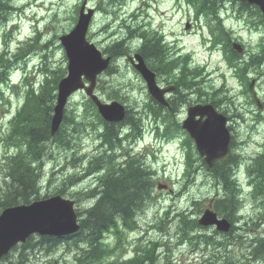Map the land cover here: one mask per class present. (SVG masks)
<instances>
[{
    "label": "rangeland",
    "instance_id": "374dc122",
    "mask_svg": "<svg viewBox=\"0 0 264 264\" xmlns=\"http://www.w3.org/2000/svg\"><path fill=\"white\" fill-rule=\"evenodd\" d=\"M19 1L23 0H13L11 4L14 6V4ZM50 1L51 0H48L46 3L50 5ZM66 1V4L63 3L62 5L61 14L52 21H49L45 38L43 34L41 39L36 41V44L41 42L45 45L47 59L51 61L50 65L53 69L66 67L65 53L60 46L58 37L71 29L74 8L77 9L75 4L81 0ZM140 4L141 0H131L128 1L126 8L124 4L122 8L118 7L117 9L123 13H128ZM91 5L93 7L102 8L106 3L103 0H91ZM227 6L231 10L232 5L228 4ZM108 9L112 10L110 7H108ZM107 24H112V28L108 34L114 35L113 42H116L115 40L117 38L118 41L123 39L121 37L126 36L127 31L120 28V19L117 21L116 16L107 15L101 11L95 18L92 31L99 32L101 28ZM29 33L30 31L25 29L23 31V36H30ZM241 34L243 36V41L250 46L246 54L247 60H250V57L259 51V40L261 36H264V27H260L256 33L253 32L252 34H248L246 31H243ZM23 36L20 37L21 40H23ZM107 39H109V37H107L105 33L102 35L100 33L93 41H96L102 48H106L112 44ZM43 45L39 44L40 49L44 48ZM181 45L183 46L182 53L194 49L200 50L197 39L185 36L184 34L182 35ZM11 48V52H16L18 50V43L12 44ZM195 60L203 63L205 54L200 51L195 57ZM36 62L41 64L38 60H36ZM206 62H208L209 65ZM219 62L220 60L217 56H210L209 58L207 57L205 64H207L208 70L213 72L212 77L216 78L217 85L221 83L217 75L221 73L227 74L229 87L232 89L231 95L234 96V106H229L231 108L229 114L233 115L236 109L238 113L244 117L243 120L240 119L233 122L234 136L236 140L240 142L251 134L250 126H253L252 122L256 119L255 113H257L258 110L256 106L248 100L247 96H245L246 99L239 94L242 86L239 85V82L233 77L231 72L226 69L224 63ZM115 66V74L103 76L100 86L105 88V92L99 89V93L107 98L108 92L115 90L112 87H121L122 94L126 96V104L130 107V110L134 112V107H142L146 99L145 84L124 59L118 60ZM219 67L220 71L216 73ZM250 71L253 73L251 76H254L257 80L256 90L259 96L264 99V76L261 75V71L264 72V67L261 71H257V68L252 66L250 67ZM23 74V72H15L13 81H21V76ZM19 95L20 92H14L13 90L11 92L6 91L5 99L0 103V130L2 129L1 122L3 117L8 116L7 113L13 116L16 109L22 104L23 98ZM85 99L84 94H78L73 98L69 106V110L74 109L79 114L78 122L81 123L80 126H77L79 133L73 136L76 140L72 141L68 151L60 148L56 144H47L45 151L46 156L39 165L41 174V196L62 190L64 192V197L76 201V206L79 211H83L91 206L90 201L85 200L84 196L85 194L87 195V191L98 185L99 180L97 173L89 177L85 175L87 173L86 169L89 160L100 151L98 137H96L94 128L90 126L91 121L95 120V117L90 109L89 115L85 116L83 109ZM139 112H142V110ZM259 115L264 118V111L259 112ZM6 126H3V128L7 133L9 129ZM72 128L73 127H70V131ZM258 130L259 135L257 138L262 139L260 142L263 143L264 125L260 126ZM1 136L2 134L0 132V138ZM79 137L81 139H79ZM152 142L153 140L150 137L143 139V141L139 142L138 145L134 147V153L141 156L145 152H151L153 149L149 144ZM178 142V139L171 140V143L167 144L164 149L159 152L160 154L155 152L156 157H154L153 154L148 157L147 164H153L154 170L156 171L155 188L152 192L153 199L138 213V228L126 235L123 245L121 244L119 248L122 254L121 256L114 255L115 258L121 260L132 258L135 254L134 248L136 246L140 251L144 252L148 246L157 242L158 247L155 250L156 259H154V257L152 259H146L144 260V264H262L257 261H252L250 263L246 262L250 242L264 231V224H259L260 216H262L261 207L258 206V208H256L255 205L251 203V200L244 203V208L241 213L244 220L237 224L238 228L231 238L225 239L222 235H215L213 230L196 231L189 227V229H191L190 237H193V235L212 236L218 242H228L230 244L228 248L216 249L209 247L210 249L206 251L205 246H196L193 243L196 240L193 241L186 237L185 231H188V228L183 227L181 216L189 213L190 218H197L201 211L203 212L209 207L215 189L213 185L209 184V181L203 177V174L200 175L198 180L191 182L190 178L184 177L176 172L177 159L179 162L183 159V150L177 146ZM74 144L78 146L79 150H74ZM125 146H127V144ZM3 154L4 146L0 143V179L2 178L1 157ZM77 158H79V161ZM164 164H166V166H164ZM181 170L182 168L180 171ZM241 181L243 184L246 183L245 176H241ZM159 182L173 187V192L157 189ZM170 184L173 185L171 186ZM254 222H257L258 225L254 226ZM114 240L113 236H110V238L108 236V243L113 244L112 241ZM32 242L35 243L36 241L33 240ZM81 247L84 248L85 245L81 244ZM67 250L66 246L63 245H60L52 252L42 247H35L34 249L19 247L14 251L13 256H10V261H15L18 257L23 256L28 259L27 264H72L76 251L68 252ZM222 255L224 257L223 261L220 260ZM168 257L171 262L168 261Z\"/></svg>",
    "mask_w": 264,
    "mask_h": 264
},
{
    "label": "trees",
    "instance_id": "16d2710c",
    "mask_svg": "<svg viewBox=\"0 0 264 264\" xmlns=\"http://www.w3.org/2000/svg\"><path fill=\"white\" fill-rule=\"evenodd\" d=\"M53 103L54 97L49 90H46L44 94L38 98L31 93L30 99L28 98L26 103L27 107H24L22 110L23 114L21 116L23 118L26 117L27 122L26 126L23 128L22 135H24L26 139L33 138L37 135L39 141L32 143L27 142L28 153L21 154L17 159H15L17 156L12 158L15 160L8 174L11 178L10 189L5 193L3 200L0 201L1 208L17 204L18 202L28 203L32 198L38 197L40 171L39 168L34 169L31 167L30 160L36 158L38 159L37 161L40 162V157H42L44 152L42 143L45 137L49 140L47 137L51 119L50 112ZM42 128L46 130L47 136L38 133ZM63 138L64 135L62 131L59 135V140L61 141ZM21 152L22 150L20 153ZM262 165H264V155L255 161L253 171H259ZM227 171L228 168L224 169L220 177L228 186L229 179L227 173L224 174ZM151 179L152 176L150 174L146 172L137 173L136 169H131L127 172L121 171V173L111 178L107 176L102 185L103 189L102 192H100V200L92 209L86 212L87 217L82 223L83 229L92 231L94 239L101 240L105 232L116 227L115 220L117 216L123 220L125 225L128 226V223L134 225V218L137 211L143 207L149 198ZM260 188L264 191V175H262V181L259 186L257 185L256 187V192L258 194L262 192ZM228 191L227 196L222 195L217 198L214 204L215 209L226 217L229 215L228 212L234 211L238 208L239 204L235 195L230 192V189ZM96 193H98V191ZM183 218L188 219L185 216H183ZM194 222L195 221H193V223ZM106 251L107 249L102 247L101 253H103V255ZM88 260L91 262L84 264H98L94 259L89 258Z\"/></svg>",
    "mask_w": 264,
    "mask_h": 264
},
{
    "label": "water",
    "instance_id": "95a60500",
    "mask_svg": "<svg viewBox=\"0 0 264 264\" xmlns=\"http://www.w3.org/2000/svg\"><path fill=\"white\" fill-rule=\"evenodd\" d=\"M87 25L88 19L82 20L75 33L63 38L71 60V76L63 82V87L69 85L74 72L75 75H77L84 68L90 70L96 68L94 61H87L90 59L98 60V55L93 47L88 46L85 42ZM83 49L87 50L89 55H86V53L82 51ZM62 89L64 88L61 87V90ZM72 89L74 88L69 90L71 91ZM62 99H64V92L62 93L61 100ZM60 117L61 109L57 108V116L54 120L56 126L54 130H57L59 126ZM198 140L202 148V154L206 155L210 165L227 153V144L222 145L223 148L219 150V148H216V143L213 140ZM217 145L220 146L218 142ZM73 205V202L63 200L61 197H56L50 200L35 202L31 206H20L5 210L0 217V258L4 254H7L19 241H25V238L34 231H38L42 234L61 235L76 230L78 227H76V215ZM200 222L207 225L217 223L222 230H227L229 227L227 221H219L217 215L211 211H207Z\"/></svg>",
    "mask_w": 264,
    "mask_h": 264
},
{
    "label": "bare ground",
    "instance_id": "6f19581e",
    "mask_svg": "<svg viewBox=\"0 0 264 264\" xmlns=\"http://www.w3.org/2000/svg\"><path fill=\"white\" fill-rule=\"evenodd\" d=\"M44 154H45V151H44ZM104 166V163H102V165H101V168ZM100 167L99 168H97V167H93V170H96V169H101ZM110 187V186H109ZM109 194V193H108Z\"/></svg>",
    "mask_w": 264,
    "mask_h": 264
}]
</instances>
